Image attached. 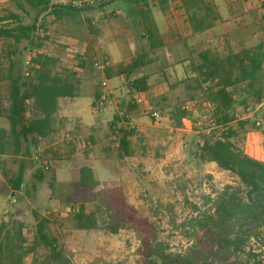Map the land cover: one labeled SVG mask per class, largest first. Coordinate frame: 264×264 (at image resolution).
Segmentation results:
<instances>
[{
    "label": "rangeland",
    "instance_id": "rangeland-1",
    "mask_svg": "<svg viewBox=\"0 0 264 264\" xmlns=\"http://www.w3.org/2000/svg\"><path fill=\"white\" fill-rule=\"evenodd\" d=\"M111 1L104 9L86 13L90 22L82 30H69L54 24L52 17L42 16L33 33L22 34L19 40L0 38L2 111L8 107L10 86L4 79L9 67L26 75L28 61L37 51L55 57L56 71L73 77L79 85L81 105L77 109L62 107L67 113L64 129L58 127L52 139L42 140L38 147L32 145L30 156L23 157L25 179L17 197L8 179L16 176L18 164L9 167L8 177L0 170V190L8 189L0 191V225L19 219L26 225L24 233L30 245L37 222L33 211H38L51 219L53 233L74 264L93 260L137 264L140 259L141 242L131 229L112 234L103 228L84 231L75 227L73 214L79 205L84 204L91 212L98 203L94 193L79 182L83 166L92 167L101 181L113 180L123 187L129 204L155 225L158 241L167 252L186 253L194 248L191 220L210 208L208 197L214 198L226 185L240 181L215 163H202L197 158L199 145L209 131L204 127L209 125L213 106L197 86L191 62L198 63L199 54L206 51L224 57L264 40V0H205L216 20L212 28L202 32L194 30L178 0H168L166 12L159 0H148L164 39V46L150 53L141 37L134 1ZM9 10L19 13L10 0L0 1V14ZM35 14H23L22 23L31 25ZM9 24L19 25L14 21ZM142 52H147L153 62L137 70L133 78L148 76L149 90L145 93L132 95L124 76L109 80L97 69L96 63H103V57H109L110 63L127 62ZM81 65L84 67L80 69ZM192 101L194 105L185 110L188 115L181 118L178 112ZM152 111L161 112L163 118L155 121ZM115 114L120 118L115 127L135 130L133 155L122 160L116 157V140L110 129ZM258 120L261 126L256 125ZM231 125L237 147L264 158V98L258 103L251 100L248 110L238 106ZM0 126L8 127L5 117L0 118ZM71 139L76 141L73 146ZM41 173L43 179L37 178ZM103 219L105 216L99 219L100 227ZM263 243L264 239L252 240L238 259L264 263ZM43 255L39 249L36 255H28L24 264H32L35 256Z\"/></svg>",
    "mask_w": 264,
    "mask_h": 264
},
{
    "label": "trees",
    "instance_id": "trees-1",
    "mask_svg": "<svg viewBox=\"0 0 264 264\" xmlns=\"http://www.w3.org/2000/svg\"><path fill=\"white\" fill-rule=\"evenodd\" d=\"M2 1V0H0ZM16 11L0 14V38L20 39L22 34L33 33L42 16L52 17L54 24L64 25L69 30H82L90 22L86 13L104 9L111 0H10ZM129 1V0H125ZM137 6L141 25V37L146 40L150 53L164 46V39L148 0H133ZM185 9L196 32L213 27L214 11L205 0H178ZM163 12L168 9V0H159ZM33 17L31 25L22 23V16ZM19 25L12 27L10 22ZM44 25V24H42ZM74 33V32H73ZM87 56V53H83ZM103 74L106 79L124 76L129 81L130 93H145L149 90L148 76L133 78L136 71L153 62L147 52L132 57L127 62L111 64L109 57H103ZM57 59L51 55L36 52L29 61V72L14 73L9 67L10 92L8 107L2 111L8 127L0 126V170L5 177L9 167L17 165L16 176L9 178V188L14 197L25 179V156H30L31 146L38 147L43 139L49 138L58 125L57 114L60 100L79 97V85L73 77L56 71ZM81 65L79 68H83ZM194 80L205 91L206 102L213 106L209 125L204 127L207 135L199 145L197 158L202 163H215L219 168L233 173L240 181L238 185H226L215 197H208L211 205L199 217L191 220V237L194 248L186 253H169L158 241L155 225L140 216L138 210L129 204L122 186L117 182L101 181L94 169L83 166L79 170V182L94 193L97 205L88 212L80 204L73 214L78 230L92 231L99 228L117 234L121 229L133 230L140 242V257L137 264H264L262 261H241L238 256L246 251L252 240L264 239V160L250 155L237 147L232 138L236 134L232 123L236 120L237 107L249 109V102H261L264 98V40L251 48L221 56L211 51L199 54V62H191ZM134 97V96H133ZM97 95L92 103L96 107ZM134 103V99H133ZM178 115H188L182 110ZM118 114L114 115L110 129L116 140L117 159L133 155L132 138L134 129L117 128ZM180 124V121L179 123ZM93 140V139H92ZM94 142V140H93ZM72 146L76 144L71 139ZM75 151L72 147L70 153ZM37 178L43 179L42 173ZM8 186V185H6ZM3 188L1 193L7 191ZM37 220L33 240H28L26 225L19 219L3 221L0 225V264H24L28 255L44 251L40 258L35 256L32 264H74L68 251L53 233L52 221L33 211ZM104 225L100 227L99 219ZM264 244V243H263ZM264 246V245H263ZM89 264H112L93 260Z\"/></svg>",
    "mask_w": 264,
    "mask_h": 264
},
{
    "label": "crops",
    "instance_id": "crops-1",
    "mask_svg": "<svg viewBox=\"0 0 264 264\" xmlns=\"http://www.w3.org/2000/svg\"><path fill=\"white\" fill-rule=\"evenodd\" d=\"M118 63H120V62H118ZM111 64H116V63L113 62V63H111ZM80 97H81V96H79V97H77V98H73V99H70V98H63V99L60 100V109H59L58 114H57L58 125H56V131H55V133L58 132V127L60 128V130H61V129L63 130V129H64V127H62V126H64L63 123H64V122H67V120L65 119V117L67 116V113H64V110L62 109V107H64V105H67V107H69V108L77 109V107H79V106L81 105V103H80V101H79ZM60 126H61V127H60ZM55 133H53V134L49 137V139H50V138L52 139V137L54 136ZM47 139H48V138H47ZM43 140H46V139H43ZM74 140H75V139H74ZM261 156L264 157V154H261ZM258 157H259L260 159L264 160V158H262V157H260V156H258Z\"/></svg>",
    "mask_w": 264,
    "mask_h": 264
},
{
    "label": "built area",
    "instance_id": "built-area-1",
    "mask_svg": "<svg viewBox=\"0 0 264 264\" xmlns=\"http://www.w3.org/2000/svg\"><path fill=\"white\" fill-rule=\"evenodd\" d=\"M84 1H86V2H88V3H95L96 0H84ZM28 64H29V61H28ZM96 66H97V69H98V70H101V72H103L104 67H103L102 63H98V62H97V63H96ZM103 105H104V103L101 102V103H100V106L102 107ZM193 105H194L193 101L190 102V103L188 102L187 104H185V105L183 106V109H184V110H188V109H190V107L193 106ZM152 116H153V118H154L155 121H159V120H161V119L163 118L162 113L159 112V111H152ZM239 118H240V116H239ZM131 125H132L133 128H135V127H134V124H131ZM256 125H257V126H261V125H262V121L258 120V121L256 122ZM170 130H171V132H174V131H175V128L172 127Z\"/></svg>",
    "mask_w": 264,
    "mask_h": 264
}]
</instances>
